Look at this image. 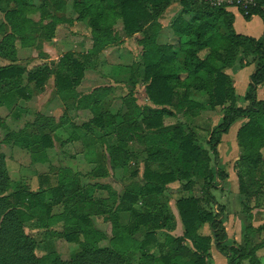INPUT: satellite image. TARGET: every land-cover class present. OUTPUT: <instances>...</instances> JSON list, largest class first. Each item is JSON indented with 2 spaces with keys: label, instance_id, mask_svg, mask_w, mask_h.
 Wrapping results in <instances>:
<instances>
[{
  "label": "trees",
  "instance_id": "16d2710c",
  "mask_svg": "<svg viewBox=\"0 0 264 264\" xmlns=\"http://www.w3.org/2000/svg\"><path fill=\"white\" fill-rule=\"evenodd\" d=\"M253 1V5L239 11L246 19L252 15L260 17L263 32L258 38L237 33L233 28L234 15L222 7L212 6L205 0H178L181 12L172 23V33L178 40L175 46L172 43L155 45L153 42L156 35H147L149 29L158 26L156 19L171 0H74L78 17L89 16L92 37L100 42L97 48L108 44L109 37L115 40V35H110V27L106 31L99 29L100 22L106 18L101 2L111 3L113 9L117 10L111 14L121 19L125 34L141 32L143 38L138 41L142 48L152 44L143 53V78L148 82L145 87L148 100L161 108L141 106L131 97L124 100L126 111L117 115L103 112L94 104L88 107L94 115L93 123L101 129L115 130V123L121 117L115 130L119 140H131L134 132V137L139 140H142L140 131L158 132L162 144L147 156L143 189L137 193L129 190L122 193L119 204L129 212L130 220L125 226H113V236L108 246L98 245L105 235L93 226L91 217L102 216L104 221L112 222L113 213H110L105 199L85 194L76 182L65 197L73 211L68 216L71 225L64 227L62 233L67 241L77 242L80 250L75 251L68 260L57 256L40 258L35 254L34 239L22 233V225L30 220L36 222L37 226L47 225V221L53 218L51 206L42 193L30 191L25 186H15L5 197L0 198V202L11 209L3 217L6 227L0 229V264H207L212 241L215 248L228 258V264H241L243 261L263 264L257 251L264 248V237L258 242H253L252 237L264 232V225L254 227L247 224L242 243L227 244V232L221 218L223 206L218 205L211 192L217 186L215 178L223 181L228 177L224 170L218 167L215 170L212 165L219 160L217 147L234 121L243 118L246 122L236 133L240 148L236 162L241 167L239 169L237 166L236 172L238 191L248 199L252 195L257 198L264 196V167L261 170L264 166V155L261 152L264 148V100L257 99V89L264 86V0ZM4 2L6 6L11 3L19 6L26 4L25 0ZM12 12L7 11V16ZM184 16H191L192 20L187 21ZM101 32L106 36L103 37ZM8 37L6 40L11 41L12 38ZM4 52L6 47L3 43L0 55ZM239 54L243 58L251 55L255 62L243 98L245 105L238 104L231 77L226 72ZM3 56L8 55L5 53ZM242 62L248 63L244 60ZM50 72L53 73V69L44 66L30 72L27 79L42 89ZM83 74V65L72 53L62 55L54 71L56 91L68 92L74 89L81 82ZM22 76V67L0 64V98L21 92ZM191 90L206 93L211 108L224 106L221 122L209 132L205 141L207 148L196 140L193 130L188 132V127L187 131L182 126L163 129L165 115L173 116L177 113L183 116L193 110L195 104L190 96ZM171 106L173 109L169 108ZM192 114L197 115L195 111ZM30 136L26 135L25 142L21 144L24 142L32 155L40 154L52 145L49 134L36 135L38 137L34 140ZM108 149L112 163L125 165L128 151L118 145H110ZM156 162L160 167L164 166L163 171L151 168V163ZM259 168L260 171L255 173ZM255 174L261 179L256 178ZM6 175L0 156V182H8ZM198 180H202L201 189L206 204H215L216 210L205 211L202 208L205 201L201 196L190 195L177 199L175 206L183 234L179 237L163 234L165 240L160 243L157 232L175 227L174 217L160 198L161 194L170 183L183 182V188L191 190ZM138 203L139 208H136ZM206 224L210 230L208 235L200 232ZM12 229H19L21 235L16 251L9 249L13 242ZM139 230L144 231L140 241L134 237ZM119 240L124 242L121 250L116 245ZM152 246L159 250L157 255L150 249Z\"/></svg>",
  "mask_w": 264,
  "mask_h": 264
},
{
  "label": "rangeland",
  "instance_id": "374dc122",
  "mask_svg": "<svg viewBox=\"0 0 264 264\" xmlns=\"http://www.w3.org/2000/svg\"><path fill=\"white\" fill-rule=\"evenodd\" d=\"M25 2V6L16 3L6 6L4 0L0 1V46L4 43L6 47L4 54L8 55L3 56L4 54L1 53L3 55H0V64L23 68L21 92L17 91L6 98H0V156L8 179V185L0 182V198L5 197L15 186H25L30 191L42 193L51 206L53 218L47 221V225L39 224L40 226L34 221H25L21 231L34 239V252L38 257L50 259L57 256L62 260H68L75 251L80 250L77 242L67 241L62 233L64 227L71 225L68 216L72 215L73 211V207H70L65 197L76 182L85 194L93 198L105 199L110 213H113L112 222L104 221L102 216L91 217L93 226L105 235L99 240L98 245L108 246L113 236V226L116 224L125 226L130 220L129 212L123 210L119 204L122 193L127 190L137 193L143 189L147 156L151 150L161 147L162 142L158 132L140 131L142 140L134 137V132L131 140H119L115 130L121 117L115 123V130L101 129L93 123L94 115L88 108L95 104L103 112L119 115L126 111L124 100L134 97L141 106L150 105L153 109H160L161 107L154 106L148 100L145 91L148 82L143 78V53H146L147 47L152 44L141 47L138 41L143 38L141 32L125 34L121 19L112 17L111 13L117 10L113 9L111 3L101 2L106 18L101 19L103 21L100 22L99 29L106 31L110 27V35H115V40L112 41L113 39L109 37L108 44L97 48L100 42L92 37L89 16L78 17L74 0H25ZM228 8H226L228 11L231 9L238 11L236 7ZM10 10L13 12L7 16V11ZM180 12L181 6L178 0H171L158 16L156 19L158 26L149 29L147 34L156 35L153 42L155 45L164 43L177 45L178 40L172 33V23ZM238 17H235L233 24L237 33L256 38L261 36V21L248 29ZM183 18L187 21L192 20L191 16ZM101 35L106 36L102 32ZM8 36L12 38L11 41L6 40ZM66 53H72L73 57L83 65L84 74L81 82L74 89L68 92L57 91L54 94L55 66L59 58ZM243 57L239 54L234 68L226 69V72L230 73L232 84L234 82L239 105H245L243 98L249 84V75L254 69L253 65L240 69L243 60L248 61L253 58L251 55ZM44 66L51 67L53 73L51 70L43 88L39 89L33 81L27 79V76ZM45 87L47 91L51 89L49 102L48 100L45 102V97H40ZM258 89L260 90H257V99L264 100V87ZM190 94L195 104L193 110L183 116L177 113L173 116L165 115L163 129L182 126L187 131L188 127V132L193 130L196 140L207 148L205 141L209 132L221 122L224 106L211 108L206 93L191 90ZM85 104L88 106L86 107ZM169 108L173 109L172 106ZM194 111L197 113L196 116L192 114ZM237 124L230 127L225 134L227 138L224 137L225 135L222 136L223 153L227 149L226 146L234 147ZM26 127L28 130L23 131L22 129ZM43 134L50 135L52 145L42 153L32 155L24 145V137L31 135V140H34ZM22 141H24L23 145ZM110 145H118L128 151L129 156L125 165L119 166L111 162L108 149ZM235 146L237 147V144ZM261 152L264 155V148ZM212 165L216 170L218 164ZM231 165L229 162L225 166L232 167L236 175L238 164L236 162L235 165ZM151 166L159 171H163L164 168L157 162L151 163ZM238 168L241 169L239 166ZM258 171L260 168L255 173ZM255 175L256 178H260L258 174ZM215 182L219 187L223 186V181L220 179L215 178ZM169 185L160 198L176 213L175 202L183 195L180 189L184 184L177 181ZM201 188L202 180H198L193 188L188 190V195L201 196L205 201L202 208L205 211L209 209L215 211L217 206L213 203L206 204ZM211 192L218 205L223 206L221 218L224 226L227 222L225 229H228L231 235L237 231L239 214H245L247 219L246 222L243 220V227L249 223L254 227L264 225V196L260 195L257 198L252 195L249 199L240 193L239 196L238 181L235 176L224 189L214 188ZM56 199L58 202H55ZM139 205L140 203L135 207L139 208ZM5 206V203L0 202V229L6 227L3 217L11 210ZM233 221L236 224H233ZM10 231L13 233V242L9 249L16 251L18 240H21L20 231L19 229ZM202 232H210L207 224L203 226ZM143 234L144 231L139 230L134 237L140 241ZM163 234L165 233L157 232L160 243L165 240ZM254 235L253 242H258L264 237V232ZM123 244L121 240L116 243L120 250ZM150 249L156 255L159 252L155 246ZM213 254L212 264H227L223 254L215 250ZM257 255L264 264V248L258 250Z\"/></svg>",
  "mask_w": 264,
  "mask_h": 264
},
{
  "label": "crops",
  "instance_id": "0c3cea01",
  "mask_svg": "<svg viewBox=\"0 0 264 264\" xmlns=\"http://www.w3.org/2000/svg\"><path fill=\"white\" fill-rule=\"evenodd\" d=\"M230 12H232V14L234 15V21H233V24H234V22H235V17H237V16H239L240 18H241V21H243V23H245V27L246 28H248V29H251V28H253L254 27V25H255V23L256 22H260L261 21V23H262V20L260 19V17L259 16H257V15H252V16H250V18H245L243 15H241L240 14V12H238L237 10H235V9H231L230 10ZM238 17V18H239ZM258 17V18H257ZM255 18V19H254ZM239 20V19H238ZM243 25V24H242ZM234 28V27H233ZM235 30V29H234ZM259 30L261 31V29L259 28ZM261 32H263V23H262V31ZM262 34V33H261ZM256 38V37H255ZM258 38V37H257ZM248 63H246L245 64V62H243V65H242V67L240 68V69H243V68H245V67H247V66H250V65H253V68H255V62H253V60H248L247 61ZM236 65V63H234L231 67H230V69L231 68H234V66ZM254 70V69H253ZM228 74H230V73H228ZM233 84H234V82H233ZM261 87V86H260ZM264 87V86H263ZM54 88V94H56V88L55 87H53ZM234 88H235V86H234ZM247 88H248V86H247ZM257 90H260V89H257ZM247 91V90H246ZM51 93V89L49 90V91H47V89H46V87H45V90L41 93V96L40 97H45V102H46V100H48V102L51 100V95H49ZM235 93H236V91H235ZM53 99V98H52ZM81 111V110H80ZM244 122H246V119H243V118H240V119H238V120H236V121H234V123L233 124H235V123H238L237 124V126H236V128H235V139H236V133H237V131H238V129L241 127V125L244 123ZM232 124V125H233ZM231 125V126H232ZM230 126V127H231ZM230 129V128H229ZM229 131V130H228ZM228 133V132H227ZM226 133V134H227ZM225 134H223V136H224ZM224 137H226V135L224 136ZM227 138V137H226ZM232 141V140H231ZM234 141V147L233 148H231V146L229 147H227L226 146V151L223 153V142L221 143L220 142V144L218 145V147H217V150H218V154H219V160H218V162H217V167L218 168H221L222 170H224L225 172H226V174L228 175V177H227V179L226 180H223V186L222 187H219L218 185L216 186V188H219V189H224L225 187H226V185L228 184V182H231L232 181V179L234 178V176L236 177V175H235V172H234V170H233V168L232 167H227V166H225V165H227L229 162L232 164V165H235V162H236V160L239 158V156H240V148H239V146H238V143H237V139L236 140H233ZM232 141V142H233ZM235 141H236V143H235ZM235 144H237V147L235 146ZM222 148V149H221ZM231 165V166H232ZM231 168V169H230ZM237 178V177H236ZM170 185L168 184V186H166V188H168ZM173 187V186H172ZM181 191H183V195H181L180 197H178L177 199H179V198H182V197H188V196H190V195H188V190L187 189H184L183 188V186H182V189H180ZM164 191H166V190H164ZM187 193V194H186ZM238 195L239 196H241L240 194H239V191H238ZM176 199V200H177ZM176 203V202H175ZM169 208V207H168ZM169 210H170V212L172 213V215H173V217H174V221H175V227H174V229H171V230H162V231H160V232H164L166 235L167 234H169V235H171V236H174V237H179V236H182V234H183V227H182V224H181V221H180V218H179V216H178V212H177V209H176V206H175V210H176V213L171 209V208H169ZM177 214V215H176ZM245 214H239V216H238V220H239V225H238V228H237V231H235L234 232V234H230L229 233V231H228V229H226V232H227V240H226V243L227 244H229V245H234V244H241L242 243V240H243V236H244V231H245V227L247 226H245V227H243V224H244V222H246L247 221V219H246V216H244ZM248 219H249V215H248ZM242 220V221H241ZM243 220H244V222H243ZM225 221H226V219H225ZM233 224H236L235 223V221H233L232 222ZM225 226H226V228H227V222H225ZM254 226V225H253ZM203 228V227H202ZM202 228L200 229V232L202 233V234H204V235H208V234H210V232H208V233H203L202 232ZM188 242V241H187ZM186 242V243H187ZM217 251V253L219 252L216 248H215V244H214V242L212 241L211 242V246H210V249H209V256L207 257V259H206V261H207V264H208V262H210V264H212V261H213V257H214V254H213V251ZM220 253V252H219ZM222 254V253H221ZM225 256V255H224ZM225 258L227 259V264H228V258L225 256ZM244 262H247V261H243L241 264H243ZM248 263V262H247Z\"/></svg>",
  "mask_w": 264,
  "mask_h": 264
},
{
  "label": "built area",
  "instance_id": "2783aa9c",
  "mask_svg": "<svg viewBox=\"0 0 264 264\" xmlns=\"http://www.w3.org/2000/svg\"><path fill=\"white\" fill-rule=\"evenodd\" d=\"M208 4L215 7H222L226 9L227 7H236L239 9H247L249 5H253V0H205ZM228 8V9H229ZM227 10V9H226Z\"/></svg>",
  "mask_w": 264,
  "mask_h": 264
}]
</instances>
